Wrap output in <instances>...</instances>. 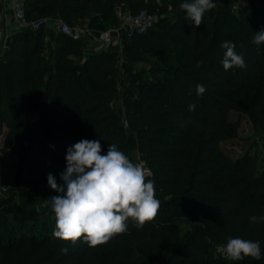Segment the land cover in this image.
I'll return each mask as SVG.
<instances>
[{
  "label": "trees",
  "instance_id": "1",
  "mask_svg": "<svg viewBox=\"0 0 264 264\" xmlns=\"http://www.w3.org/2000/svg\"><path fill=\"white\" fill-rule=\"evenodd\" d=\"M31 1L35 8L59 10L69 18H83L95 9L110 19L106 25L117 22L115 9L123 1L137 7L134 11L150 10L143 0H27V16H32ZM257 1L249 14L218 7L211 20L203 19L197 27L183 15L162 17L171 37L170 47H162V60L171 63L161 77L141 80L135 94L127 89L122 93L126 127L136 135L147 178L159 191L155 218L143 226L129 219L126 232L90 247L83 237L75 243L53 238L51 210L39 220H27L25 213L10 211V204L0 205V212L11 213L9 220L0 219V264H69L70 247L98 253L102 263L109 264H241L213 253L236 236L260 241L264 252V221L249 223L251 216H264V173L257 169L255 155L232 157L219 146L237 135L239 121L230 118L232 110L245 113L264 139V44L252 43L253 34L264 30V3ZM167 9L164 5L157 12ZM157 22L142 34L122 37V42L151 34ZM44 36L41 28L16 30L0 55L3 143L20 141L62 163L67 149L82 139L99 140L101 154L110 144L122 151L116 116L107 104L114 85V51L88 52L77 64L69 54L83 48L81 38L58 32L49 47ZM226 41L243 53L245 68L223 69L226 49L221 45ZM44 45L48 59L41 51ZM198 84L206 88L202 96L196 94ZM190 104L195 111H189ZM37 189L35 193L41 191ZM33 192L31 188L27 195L20 194L19 203L30 204ZM181 221L186 224L182 230ZM59 247H67L66 258L57 254ZM245 259L264 264V256Z\"/></svg>",
  "mask_w": 264,
  "mask_h": 264
},
{
  "label": "rangeland",
  "instance_id": "2",
  "mask_svg": "<svg viewBox=\"0 0 264 264\" xmlns=\"http://www.w3.org/2000/svg\"><path fill=\"white\" fill-rule=\"evenodd\" d=\"M170 1L171 0H143L147 8L155 12L158 22L153 32L145 37L134 38L126 42H122L121 39L118 51L114 53L115 66L112 68L113 73L111 74L114 85L110 88L111 95L107 100L108 106L116 116V140L122 152H124L133 163H140L147 169L146 181L148 180L147 176L149 175V169L142 154L136 148V135L126 127L122 93L127 89L135 94L138 83L141 80L144 78L151 80L154 76L161 77L164 73L163 70L171 63V61L167 63L162 60V56L165 54L162 47H170L171 45V37L162 23V17L184 16L185 13L180 9L179 5L185 2V0H172L174 1L173 4L169 3ZM215 2L217 5L216 8L206 12L203 19L211 20L218 7L230 8L238 13L249 14V12H251L250 8L258 3L257 0H215ZM123 3L124 5L120 7L121 11L118 7L115 9L117 21L121 19L125 13L134 12L137 8L128 6L126 1H123ZM164 5L168 8L167 11L159 14L157 11ZM172 6L174 9L173 11H171ZM245 6L247 7L244 10L243 8ZM241 7L243 10L240 9ZM29 8L32 13L30 17L49 16L53 20H63L70 26L89 28L92 31L104 30L113 25H106L110 19L105 18V15H102V13L95 9L89 11L83 18H69L59 10L51 12L42 8L41 5L35 8L32 1L29 2ZM41 30L45 32L43 42L47 43L49 47L54 46V36L58 33L56 26L50 24L48 27L41 28ZM15 31L16 28L14 27L10 10L0 3V55L7 48L8 39ZM158 44L161 47H157ZM48 46L44 45L41 49L44 59L49 58V53L47 52ZM88 52L93 51L86 49L84 53L83 48H81L78 53L74 52L73 54H69V57L73 62L80 64L81 60ZM230 118L238 119L239 121L237 135L232 139L220 142L219 146L232 157L250 152L256 157L257 169L264 173V139L260 138L258 134L255 133L252 123L245 113L232 110L230 112ZM5 129L6 127H3V131L0 133V205L6 206V204H10V211L18 210L20 213H25L29 216L27 220H39L37 217H42L47 211L51 210L50 207L46 205V200L57 195V193L49 187L47 176L50 173L53 175L58 185L63 184V181L60 179V174L65 170L66 163L54 161L35 150L28 149L22 142L17 140H12L5 145L3 143ZM31 188L34 191L31 194L32 197L42 195L44 198L40 202H36L34 197L30 204H20L19 195H27L28 190ZM35 188H38L37 192L41 191L35 193ZM155 197L159 199L158 190H155ZM10 218V212H0V219L9 220ZM178 226L180 230H182L186 227V224L181 221L178 222ZM218 246L219 245L214 248L213 253L224 258L218 252ZM63 248L64 247H59L56 251L57 254L63 255L64 258H66L67 256L62 254L63 252L61 251ZM68 249H71L69 252L72 254L71 257L66 258L69 264H74L76 259L81 260V264H109L102 263L103 259L101 256L98 257V253H83L72 247ZM89 252H92V250ZM62 262H64L63 259ZM238 262L241 264H248L246 259Z\"/></svg>",
  "mask_w": 264,
  "mask_h": 264
},
{
  "label": "clouds",
  "instance_id": "3",
  "mask_svg": "<svg viewBox=\"0 0 264 264\" xmlns=\"http://www.w3.org/2000/svg\"><path fill=\"white\" fill-rule=\"evenodd\" d=\"M216 6L215 0H185L179 5L185 13L184 21L194 27L201 25L205 13ZM252 43L264 44V30L253 34ZM221 47L226 49L221 61L225 71L246 67L243 53H237L234 42L226 41ZM205 92L203 84L196 86L198 96ZM195 110L196 106L190 104L189 111ZM101 152L99 140L82 139L66 151V167L60 174L63 184L58 185L48 174L47 183L57 193L45 202L55 220L53 238L75 243L83 237L95 247L126 232L129 219L143 226L157 215L160 202L155 197L154 182L146 181L147 169L133 163L115 144L108 146L106 154ZM261 221L264 216L249 217L250 224ZM61 251L67 254L68 249ZM221 251L231 261L246 257L258 261L264 256L260 241L239 236L228 238Z\"/></svg>",
  "mask_w": 264,
  "mask_h": 264
},
{
  "label": "built area",
  "instance_id": "4",
  "mask_svg": "<svg viewBox=\"0 0 264 264\" xmlns=\"http://www.w3.org/2000/svg\"><path fill=\"white\" fill-rule=\"evenodd\" d=\"M26 2L27 0H0V3L10 10L16 30L24 28L37 30L54 24L58 32L72 39L81 38L84 42V50L100 51L111 49L115 53L118 51L122 37L144 33L148 28L153 26L157 19L155 12L141 8L134 12L125 13L121 19L107 29L92 31L89 28L70 26L63 20H53L49 16H39L36 18L27 16ZM221 247L222 245L217 247L218 252L224 258H227L221 251Z\"/></svg>",
  "mask_w": 264,
  "mask_h": 264
},
{
  "label": "crops",
  "instance_id": "5",
  "mask_svg": "<svg viewBox=\"0 0 264 264\" xmlns=\"http://www.w3.org/2000/svg\"><path fill=\"white\" fill-rule=\"evenodd\" d=\"M83 52L85 53V50L83 49Z\"/></svg>",
  "mask_w": 264,
  "mask_h": 264
}]
</instances>
